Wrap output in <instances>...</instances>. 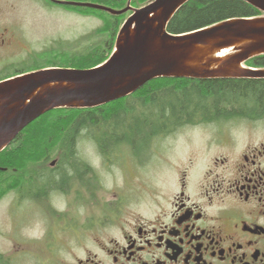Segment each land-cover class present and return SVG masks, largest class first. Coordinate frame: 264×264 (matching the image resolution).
Segmentation results:
<instances>
[{"label":"flooded vegetation","instance_id":"af4514ba","mask_svg":"<svg viewBox=\"0 0 264 264\" xmlns=\"http://www.w3.org/2000/svg\"><path fill=\"white\" fill-rule=\"evenodd\" d=\"M2 10L0 0V57L19 35V19ZM181 124L162 123L145 153L127 139L101 149L83 132L78 139L94 145L98 165L75 147L82 170L74 180L43 193L14 184L11 201L30 209L9 212L11 229L0 227L10 245L0 264H264V114ZM195 124L205 128L200 145L183 136L169 156L164 144L178 138L177 127ZM52 152L38 168L56 165ZM110 166L121 184L103 194L98 170ZM26 223L40 232L22 231Z\"/></svg>","mask_w":264,"mask_h":264},{"label":"trees","instance_id":"16d2710c","mask_svg":"<svg viewBox=\"0 0 264 264\" xmlns=\"http://www.w3.org/2000/svg\"><path fill=\"white\" fill-rule=\"evenodd\" d=\"M150 1L131 0L130 3L142 6ZM44 2L96 14L102 24L73 40L63 41L66 45L31 51L26 59L5 67L0 79L42 67L82 69L100 64L110 55L117 31L127 15ZM92 2L119 6L118 9L124 7L121 5L124 0ZM258 14L261 12L244 0H187L171 17L166 30L173 34L185 33L224 19ZM245 65L264 68V54L251 57ZM118 101L120 105L110 106ZM261 114H264V78H159L126 98L102 106L57 108L27 125L0 152V198L13 191L14 184L43 193L75 177L82 166L74 153V138L83 132H88L101 149H109L115 142L127 139L142 153L149 137L162 123L175 125ZM52 150L59 151L56 165L38 168L49 160ZM15 171L21 173L16 176L20 178L18 181L14 178L18 174Z\"/></svg>","mask_w":264,"mask_h":264},{"label":"water","instance_id":"95a60500","mask_svg":"<svg viewBox=\"0 0 264 264\" xmlns=\"http://www.w3.org/2000/svg\"><path fill=\"white\" fill-rule=\"evenodd\" d=\"M52 1L111 14L131 9L132 14L119 29L116 51L102 65L44 68L0 81V151L23 127L49 110L97 107L153 79L264 78V69L241 65L264 54V15L229 18L173 34L166 30L167 24L187 0H152L140 8L119 10L88 2ZM244 1L264 13V0Z\"/></svg>","mask_w":264,"mask_h":264},{"label":"rangeland","instance_id":"374dc122","mask_svg":"<svg viewBox=\"0 0 264 264\" xmlns=\"http://www.w3.org/2000/svg\"><path fill=\"white\" fill-rule=\"evenodd\" d=\"M82 1L92 2L93 0ZM130 1L131 0H124V4L121 5H124V7L127 5L136 7L137 4H132ZM97 3L105 5L101 2ZM109 7L118 9L119 6L110 5ZM128 13L129 11L124 14ZM2 15L4 16V19L10 18V21L12 18L19 19V23L16 25L18 28L17 33L19 35L17 36L18 40L12 39V44L4 48L2 56L0 57V65L14 63L20 58H24L26 54L30 53L32 50H40L44 47L52 45H54L53 47H57L59 44L62 46L66 45L62 40H73L78 35L102 24V20L96 14L81 13L75 10L62 8L60 6H50L47 4L43 5L40 0H3ZM48 49H50V47ZM120 104L121 102L118 101L117 103H112L110 106L116 107ZM241 124V122H232L231 126H240ZM177 128V133H175V135H178V138H176V140L168 139L164 144V146L167 147L168 152H170L169 156L174 155L175 150L180 145L177 141L179 140L178 142H183L185 140L181 139L183 136H195V144L200 145L199 141L204 135L203 130L205 129L204 126L199 124L180 126ZM232 130L239 131L240 128L233 127ZM87 135L90 134L87 132ZM94 142L96 141L93 139L92 143ZM92 143L87 140L81 141L80 143L78 137L74 138V146L85 147V154L87 157H91L89 160H91L94 165H98L99 160L95 156H92L94 151V145ZM117 175V169H114L111 166L110 168L106 167V169L102 172L99 168L98 178L100 179L99 183L101 182L100 193L110 194V189L113 185L121 184ZM169 175L171 178L172 175ZM74 179L75 178L72 177V180ZM67 181H69V178H67ZM171 187L172 185L168 188L171 189ZM13 194V191H9L4 197L0 198V227L2 228V231H8L11 229V223L7 217L9 212L20 210L23 215H27L29 213L30 208L28 207V202L23 201L19 205L13 204L14 202L11 201L13 199ZM56 205L61 207L63 205L62 199L57 200ZM65 207L69 208L66 202L61 208ZM81 210H84V208L80 207L77 212L80 213ZM28 224L29 223L21 225L23 226L22 231H31L34 233L40 232V230H37V224L34 226H28ZM3 234L4 233L2 232L0 234V251L5 252L10 245L7 242H4L6 239L3 238Z\"/></svg>","mask_w":264,"mask_h":264},{"label":"bare ground","instance_id":"6f19581e","mask_svg":"<svg viewBox=\"0 0 264 264\" xmlns=\"http://www.w3.org/2000/svg\"><path fill=\"white\" fill-rule=\"evenodd\" d=\"M122 148V147H121ZM146 148V147H145ZM153 151V150H152ZM144 153H145V151H144ZM147 155V154H146ZM149 155V154H148ZM17 178V177H16ZM17 182V181H16ZM10 185H12V183H10ZM26 187V186H25ZM11 188V187H10Z\"/></svg>","mask_w":264,"mask_h":264}]
</instances>
